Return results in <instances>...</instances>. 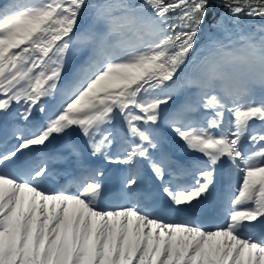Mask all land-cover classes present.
<instances>
[{"label":"snow or ice","instance_id":"obj_1","mask_svg":"<svg viewBox=\"0 0 264 264\" xmlns=\"http://www.w3.org/2000/svg\"><path fill=\"white\" fill-rule=\"evenodd\" d=\"M0 264H264V0L0 5Z\"/></svg>","mask_w":264,"mask_h":264},{"label":"bare ground","instance_id":"obj_2","mask_svg":"<svg viewBox=\"0 0 264 264\" xmlns=\"http://www.w3.org/2000/svg\"><path fill=\"white\" fill-rule=\"evenodd\" d=\"M10 1H11V3L13 2V0H0V5L9 4ZM13 107H15V105H13ZM162 116H163V114H162ZM101 160H102V158H98L97 161H101ZM228 179H231L232 180L231 181V185L228 187L227 190L225 189V192H226V194L224 193L225 194V197L223 196V194H221V192H220L221 195L219 197L220 198L219 199L220 200V204L221 205H224V212L225 213H226V210L228 208H230V199L236 194V188H237L238 183L240 182V176H239V174L236 175V173H233L232 172ZM225 199L226 200L228 199L227 204L225 203ZM239 207L241 209H243L244 207H246V205H241ZM220 213L221 212H217L216 213V218L213 220V222H215V223L214 224H211L210 227L215 228V227H218V226H220V225L223 224L224 217L222 219H220ZM175 218L181 219L179 217H173V219H175ZM204 226H206V225L204 224Z\"/></svg>","mask_w":264,"mask_h":264},{"label":"rangeland","instance_id":"obj_3","mask_svg":"<svg viewBox=\"0 0 264 264\" xmlns=\"http://www.w3.org/2000/svg\"><path fill=\"white\" fill-rule=\"evenodd\" d=\"M10 3H11V1H10ZM162 107H163V106H162ZM36 115H37V116H40L41 113H39V111H37ZM232 172H233V173H236V175L239 174V173H238V170H233Z\"/></svg>","mask_w":264,"mask_h":264}]
</instances>
